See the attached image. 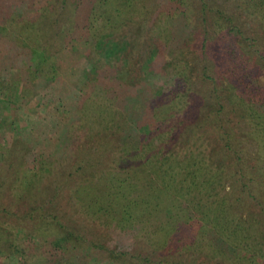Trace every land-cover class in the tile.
<instances>
[{"label": "trees", "instance_id": "16d2710c", "mask_svg": "<svg viewBox=\"0 0 264 264\" xmlns=\"http://www.w3.org/2000/svg\"><path fill=\"white\" fill-rule=\"evenodd\" d=\"M197 16L203 52L213 36L221 47L220 58L210 62L208 51L202 67L213 85L196 89L182 48ZM246 27L264 36V0H0V103L11 95L2 70L16 69V98L40 100L32 119L48 120L65 142L59 158L48 143L41 152L27 145L31 166L0 174V194L10 192L0 201V224L10 227L13 216L24 228L31 217L29 249L106 225L108 231L147 232L144 254L114 251L113 264H180L164 262L165 254L189 251L203 258L201 264H264V59L247 49ZM54 41L56 48L45 54ZM78 46L87 68L76 86L63 78L56 56ZM65 89L72 91L63 97ZM137 108H143L142 128L130 114ZM224 112L221 121L213 117ZM192 115L196 119L188 122ZM13 123L0 127L9 131ZM209 131L222 133L221 157L209 150ZM235 135L252 147L251 156L228 153ZM94 136L115 144L96 162L81 159L78 148L87 149ZM15 142L13 135L3 148L15 150ZM75 163L74 172L67 169ZM246 169L253 187L239 181L241 192L257 207L243 215L224 188ZM60 198L70 208L64 212L71 211L65 220L76 216L84 223L81 231L79 224L58 223ZM19 200L28 207L22 220L11 211ZM5 227L0 240L9 236ZM87 243L107 250L100 242ZM29 254L19 258L27 264ZM196 258L188 264H199Z\"/></svg>", "mask_w": 264, "mask_h": 264}, {"label": "rangeland", "instance_id": "374dc122", "mask_svg": "<svg viewBox=\"0 0 264 264\" xmlns=\"http://www.w3.org/2000/svg\"><path fill=\"white\" fill-rule=\"evenodd\" d=\"M195 8H197V6H195ZM192 27L194 29L192 37L187 43V46L182 48L184 57L188 62L189 71L191 72L189 77L191 87L197 89L196 86L200 84H202L203 86H212V82L208 79L206 75L202 74L201 72L202 67L207 64L208 51L210 52V58L212 57L210 59V62L220 58L221 40L213 36L208 40L212 41V44L210 46L209 44H206L208 47L203 52V41H201L200 39L201 25L198 16L195 18ZM245 35V45H247V49L254 56L257 55L264 59V36L261 34L257 35L253 33L251 31V28L249 29L247 27L245 28ZM46 46L47 48H44L43 52L45 54H48L50 51L56 48L57 44L54 41L52 42V45ZM78 48V51L70 55V52L66 50L60 51L59 54L56 56L58 62L57 66L59 71H62L63 78L66 80L67 83L75 82L76 86H78L83 80L82 71L87 68V61L85 60L84 50L82 49L83 47L78 46ZM262 67V73L264 76V62ZM17 73L18 72L16 69L13 70L7 67L2 70V78L11 81V95L9 96L8 101L0 103V126L2 124L8 126L11 122H14V126L11 124V126L13 127L9 131L4 130L0 127V174L3 173L11 175V171L17 167V169H23L24 167L28 169V167L31 166H29L30 162L27 163V161H29L28 159H31L32 154L30 155V151L32 149L29 150L27 145L33 148L32 151L41 152L40 148H45L48 143L52 146L54 150L53 154L58 158L62 155L63 148L65 145V142L61 137L60 132L56 134L52 126L47 123L48 120H46V118H44L46 120L44 123L41 122L39 124L37 123V120L32 119L38 117L39 115V107L42 105V102L40 100L34 98L33 100L26 101L21 98H16L15 88L18 75ZM53 87L56 90H59V87L57 85H54ZM71 91L72 89H70L69 92L65 89L63 97L67 95V92L69 94ZM198 92L200 93V91ZM142 109L143 108H137L130 113L133 125L137 128H142L144 124L142 123L144 122V119L140 120L142 116ZM228 112L229 111H227V113ZM27 115L31 118H29ZM43 115L45 116V114ZM20 117H23L24 119L20 120ZM213 117L221 121V118L223 120V118L225 117V112L222 115L219 113V115L216 116L215 114L213 115ZM190 118L191 119L188 122H192L196 119L193 115ZM222 126V129L226 131L227 128H225V125ZM46 132L50 133L48 140L45 139ZM13 135L18 138L19 142L14 143L16 149L10 152V147L9 149L4 148L8 147L11 144ZM37 136H39L40 138H37ZM211 137L212 140H210ZM225 137L226 136L224 134V138ZM208 138L209 150H213L212 155L214 157H221L220 146L223 145V143L221 144V138L223 139L222 133L219 132V134L216 135L213 134L212 131H209ZM114 141V139L110 141H107L106 139L105 141V139L103 138H98L97 136H94V140L90 142L89 147L87 149H85L84 147L83 149L81 147L78 148L81 149L79 157L85 160L87 158H91V160L96 162V160H99L104 156V152H106L111 145L115 144ZM227 144H230L231 148L234 150L232 153L231 149L228 152L233 158H236L233 153H237L240 157H242V159L247 158L254 153L252 147L238 135H235V137L232 138L229 142H227ZM223 147L227 150L226 146ZM2 152L10 153L3 155ZM76 163L71 164V166L67 169L71 172H74L76 170ZM242 164H244V161L242 162ZM248 171L249 169L244 170L245 173L240 176L241 180L229 178L224 188V190L228 192V197L231 199V203L233 204L235 210H238L237 212H243V215L246 212H252L253 205L257 207V204H255V198H252L248 192H241V186L239 184V181H242L243 184H247L250 189H252L253 187L252 183L248 181V178L251 177H249V175H252L249 174ZM75 174L71 175L74 179L76 178ZM52 178L49 180L51 181ZM7 179L10 180L9 178ZM7 191H4L0 194V201L2 199H9V197L5 195L6 193L10 194L8 189ZM55 203V206L57 207L56 212L58 216V223H62L64 225L71 224L75 227H77L79 224V229L83 228L84 223L81 224L76 216H71L68 220H65L67 217H69V215L65 214H70L71 211H68L66 213L64 212L65 209L70 208L65 204L62 198L58 199ZM11 211L15 215L18 214V218L22 220L20 215L23 213H27L25 211H28V207L24 202L19 200L18 205L16 207L15 205H13ZM60 214H63V216H61ZM53 218L54 214H52V219ZM17 221L18 220H15L14 217L11 216L10 222L12 224H10V227H5L0 224V229L5 227L7 230L10 231L9 236L2 235V239L0 240V245H2L0 246V249L4 251V253L2 252L0 255V264H26V262L24 261L26 258H19L20 252H25L26 254L30 253L29 256L33 255V258H31L27 262V264H35V261L36 264H113V261L117 255L114 251H124L127 253L128 257V255L130 254L128 253L129 249H139V253L144 254V249L147 248V243L144 240L147 236V232L141 236L139 230L135 228H133V230L139 235H134V233L132 231L127 230V228L125 229V231H108L106 227L109 225H106L101 227H93L90 232H85L81 236H74V238L72 236H63L65 239H60L59 243H56L54 245L48 242V238L47 241L41 247L37 248L36 246H34L32 249H29V247H27L25 243L29 239V237H27V232H29V229L31 228L30 224L33 220L31 217H26L22 224L24 228H22L19 224H16ZM61 233L63 234V232ZM190 240H192V238H190ZM87 241L100 242L107 250L100 251L98 248L89 246ZM13 246L16 247L15 250L12 249ZM25 246L27 247V249ZM191 250H193V246ZM193 256L197 257L195 259V262L201 264L200 261L203 260V258L193 251H189L188 253L181 252L180 255L174 254L173 252H167L163 260L164 262L168 261L169 259L180 260V264H188Z\"/></svg>", "mask_w": 264, "mask_h": 264}]
</instances>
